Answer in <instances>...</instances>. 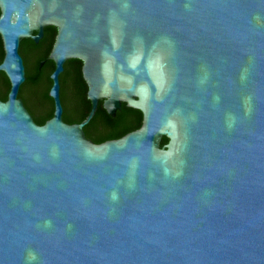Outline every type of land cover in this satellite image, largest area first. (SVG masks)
<instances>
[{
    "label": "water",
    "instance_id": "1",
    "mask_svg": "<svg viewBox=\"0 0 264 264\" xmlns=\"http://www.w3.org/2000/svg\"><path fill=\"white\" fill-rule=\"evenodd\" d=\"M0 264H264V0H0ZM58 26L52 117L16 98L31 22ZM37 39V36L35 37ZM82 62L91 107L62 119ZM99 101L141 126L96 144ZM167 142L160 146L162 137Z\"/></svg>",
    "mask_w": 264,
    "mask_h": 264
},
{
    "label": "flooded vegetation",
    "instance_id": "2",
    "mask_svg": "<svg viewBox=\"0 0 264 264\" xmlns=\"http://www.w3.org/2000/svg\"><path fill=\"white\" fill-rule=\"evenodd\" d=\"M1 14V11H0ZM58 34V26L54 23L42 22L41 26L31 22L30 35L19 40L17 52L21 58L24 69V80L19 85L16 98L20 100L23 106L27 109L34 122V115H47L50 111L53 114L54 101L49 95V89L46 88L49 82L50 75L54 70V62L49 58L51 49ZM37 36V39L35 37ZM5 55L3 39L0 34V64ZM53 68L51 69V66ZM64 70V66H63ZM59 79V77H58ZM11 88V81L6 73L0 70V101L5 102ZM87 97V92H86ZM59 98H60V83H59ZM61 102V98H60ZM62 113L64 107L62 105ZM73 107L80 112H85V105L74 100ZM52 117V116H51ZM51 117L45 118L43 125ZM63 119V118H62ZM80 122H72L68 124H77Z\"/></svg>",
    "mask_w": 264,
    "mask_h": 264
},
{
    "label": "trees",
    "instance_id": "3",
    "mask_svg": "<svg viewBox=\"0 0 264 264\" xmlns=\"http://www.w3.org/2000/svg\"><path fill=\"white\" fill-rule=\"evenodd\" d=\"M82 62L79 59H68L64 64V70L59 75L60 98L64 111L63 121L66 123L81 122L90 110L91 103L86 97L87 85L82 77ZM53 65L51 66V69ZM51 85L49 79L46 92ZM74 100H79L85 105L86 111L80 112L73 107ZM51 111L47 115H34L37 124H42L45 118L51 117ZM142 113L140 110L128 107L122 103L114 117L107 114L99 101L97 110L93 118L83 127L85 137L92 142L99 144L107 140L123 137L125 134L137 130L141 126ZM167 142L166 137L160 140V146Z\"/></svg>",
    "mask_w": 264,
    "mask_h": 264
}]
</instances>
